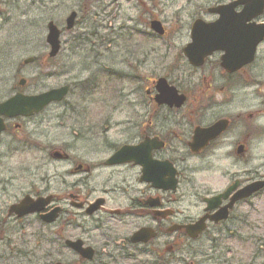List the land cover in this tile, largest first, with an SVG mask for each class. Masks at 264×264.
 <instances>
[{
  "label": "flooded vegetation",
  "instance_id": "flooded-vegetation-1",
  "mask_svg": "<svg viewBox=\"0 0 264 264\" xmlns=\"http://www.w3.org/2000/svg\"><path fill=\"white\" fill-rule=\"evenodd\" d=\"M236 1H218L196 19L213 23L219 17L212 8ZM255 22L264 23V14ZM186 28L188 42L173 62L163 61L171 66L153 80L143 52L127 53L126 72L116 66L100 71L135 85L131 95H142V103L131 105L136 119L128 116L112 128L108 121L93 124L85 114L63 146L32 144L48 157L42 158V168L32 169L30 190L22 198L6 204L0 192V240L6 247L15 236L50 242L60 247V257L15 247L0 249V264H264V217H257L264 186L249 189L264 181V94H247L249 85L259 86L264 78V41L248 65L229 64L225 52L214 51L203 65L193 66L183 53L192 24ZM95 35L100 40L95 47L113 55L116 41L101 40L98 31ZM152 35L164 39L168 32ZM106 60L107 65L116 62L115 57ZM160 80L185 97L183 105L164 103L161 96L168 91L158 89ZM107 91L110 96L118 92L110 82ZM62 103L64 120L65 113L80 107ZM83 108L80 116L87 112ZM111 128L113 136L108 135ZM209 129L207 136H199ZM51 162L60 167L48 169ZM161 164L171 165L175 175ZM25 197L46 205L24 217L11 214L10 208Z\"/></svg>",
  "mask_w": 264,
  "mask_h": 264
},
{
  "label": "rangeland",
  "instance_id": "rangeland-1",
  "mask_svg": "<svg viewBox=\"0 0 264 264\" xmlns=\"http://www.w3.org/2000/svg\"><path fill=\"white\" fill-rule=\"evenodd\" d=\"M218 1L221 0H103L102 5L98 6L97 0H0V102L18 91L17 84L23 77L29 82L25 94L36 95L69 86L72 91L65 104L80 106L75 113H65L64 120L63 103L54 104L42 115L28 119L21 133L12 132L3 136L0 140V192L4 197L1 200L6 204L16 202L30 190L32 169L43 164L42 158L48 157L34 149L32 144L35 141L41 144L40 149L45 144L53 147L62 145L74 131L71 128L77 130L80 122L84 121L85 114L93 124H106L108 121L112 128L125 122L128 116L136 119L137 112L131 105L142 103V95H131L135 85L125 80L119 81V78L109 79L100 71L106 66H116V71L126 72L123 58L131 52L138 56L143 52L141 58L148 54L149 78L153 80L155 75L163 74L171 66L163 65V61L173 62L180 54V48L188 42L186 27L196 19L200 10L214 6ZM72 11L79 13L76 27L63 34L59 56L42 63L49 53L47 24L53 21L65 30V20ZM153 19L161 21L168 32L166 38L152 35L150 22ZM100 24L105 27H98ZM109 26L113 27L114 34H110ZM96 31L102 35L101 40L116 41L113 55L95 47L94 43L100 41L95 35ZM112 57L116 58V62L107 65L106 58ZM30 58L36 59V62L20 68ZM109 82L118 90L111 96L108 91L103 92ZM84 85H90L91 94L82 92ZM249 86L247 94L256 90L264 94V78L261 85ZM82 105L87 112L81 111L80 116ZM64 121L65 126L62 124ZM260 121L264 125V115ZM112 128L109 130L110 136L115 130ZM13 137L20 141L11 144ZM261 153L264 168V141ZM54 165L60 164L51 162L47 168L56 169ZM2 179H13L15 182L10 185L11 182L2 183ZM258 205L260 215L257 217H264V199ZM19 237H11L10 247L4 246L3 240H0V249L17 247L29 250L36 247L38 255L53 254L55 259L60 257V247H53L50 242Z\"/></svg>",
  "mask_w": 264,
  "mask_h": 264
},
{
  "label": "water",
  "instance_id": "water-1",
  "mask_svg": "<svg viewBox=\"0 0 264 264\" xmlns=\"http://www.w3.org/2000/svg\"><path fill=\"white\" fill-rule=\"evenodd\" d=\"M239 5H245L244 10L237 14L234 9ZM211 13L219 15V19L214 23H207L201 19L194 22L191 31L192 42L188 44L183 53L191 65L201 66L204 58L211 55L214 51L225 52V60L229 64H238L240 67L253 62L257 46L264 41V23L257 24L253 22L264 14V0H239L230 5H221L212 10ZM77 13H72L66 20V30H72L75 27ZM47 44L51 51L50 58H55L61 49L62 31L50 22L47 26ZM151 29L158 35H164L165 31L160 21L151 22ZM198 56V59L196 58ZM223 59V61H225ZM33 59L26 61V64L33 62ZM25 81L20 82L24 87ZM158 89H166L161 99L167 104L183 105L185 97L180 96L174 88H170L165 80L158 82ZM69 87H61L38 95H25L17 93L3 103H0V137L6 131L7 126L5 118L13 119L17 117H32L43 111L47 106L53 103L61 102L68 94ZM160 96L157 101L160 102ZM162 100V101H163ZM212 129L199 131V136H207ZM196 143H194L195 145ZM124 148L122 152H126ZM60 157V156H59ZM173 171L171 165L161 164ZM175 175V172H172ZM175 181H171L174 186ZM264 186V181L257 183L249 189L254 190ZM46 201L39 199L33 201L30 197H25L19 204L10 208V213L18 217H24L39 211H42ZM56 213L51 216L55 217ZM50 219L48 216L43 219ZM54 219V218H53Z\"/></svg>",
  "mask_w": 264,
  "mask_h": 264
},
{
  "label": "bare ground",
  "instance_id": "bare-ground-1",
  "mask_svg": "<svg viewBox=\"0 0 264 264\" xmlns=\"http://www.w3.org/2000/svg\"><path fill=\"white\" fill-rule=\"evenodd\" d=\"M47 34H48V30H47ZM46 44H47V35H46ZM106 76H107V78H109L110 79V75L109 74H105ZM21 77V76H20ZM21 81H25V85H24V87H21L20 86V82ZM28 81H27V79L26 78H20V80H19V82H18V84H17V86H18V88H17V92L15 93V94H17V93H25L24 92V90L28 87ZM83 88L81 89L82 90V92H86V93H88L89 92V88H90V85L89 86H82ZM93 89V88H92ZM70 91H72V89H71V87H70ZM90 93V92H89ZM89 93L87 94V95H89ZM14 94V95H15ZM91 94V93H90ZM14 95H12V96H14ZM6 100H4V101H2V102H0V103H3V102H5ZM42 113V112H41ZM40 113V114H41ZM42 115V114H41ZM27 120H28V118H26V117H17V118H13V119H9V118H5V123H6V126H7V129H6V131L3 133V135H2V137L3 136H5V135H7V134H15V133H21L20 131H16L15 130V127H16V124H17V126L19 125V124H21L22 126H23V128H24V125L26 124V122H27ZM14 122V123H11V124H13L12 125V127H11V124H10V127H8V122ZM19 127V126H18ZM8 129H10L9 131H8ZM15 130V131H14ZM23 130V129H22ZM13 132V133H12Z\"/></svg>",
  "mask_w": 264,
  "mask_h": 264
},
{
  "label": "trees",
  "instance_id": "trees-1",
  "mask_svg": "<svg viewBox=\"0 0 264 264\" xmlns=\"http://www.w3.org/2000/svg\"><path fill=\"white\" fill-rule=\"evenodd\" d=\"M20 68H23V64L20 65Z\"/></svg>",
  "mask_w": 264,
  "mask_h": 264
}]
</instances>
